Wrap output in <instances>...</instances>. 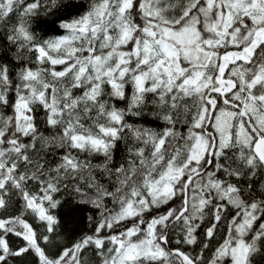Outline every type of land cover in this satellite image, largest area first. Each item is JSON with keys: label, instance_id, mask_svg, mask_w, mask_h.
Here are the masks:
<instances>
[{"label": "snow or ice", "instance_id": "obj_1", "mask_svg": "<svg viewBox=\"0 0 264 264\" xmlns=\"http://www.w3.org/2000/svg\"><path fill=\"white\" fill-rule=\"evenodd\" d=\"M67 6L0 0V264H264V0H87L39 37ZM62 192L95 212L71 243Z\"/></svg>", "mask_w": 264, "mask_h": 264}, {"label": "trees", "instance_id": "obj_2", "mask_svg": "<svg viewBox=\"0 0 264 264\" xmlns=\"http://www.w3.org/2000/svg\"><path fill=\"white\" fill-rule=\"evenodd\" d=\"M61 3H67V7H61L54 14L40 17L32 21V28L39 37L49 38L63 34L59 28L60 20L70 19L84 11L87 0H61ZM7 33L0 28V62L8 63L15 58V48L6 40ZM145 127H156L157 122L151 118L143 121ZM125 157L124 145L121 144L116 153V160L122 162ZM61 200L57 209L53 210L54 215L59 220L58 231L61 233V240L71 243L85 233H90L91 229L88 224V216L95 215L94 210L86 204L78 202L77 198L60 193L56 197ZM10 245L15 248L22 242L15 238L9 237ZM175 246V245H173ZM198 250L199 245L195 246ZM185 250H190L187 246ZM9 264H35V257L29 254L25 257H19L9 260Z\"/></svg>", "mask_w": 264, "mask_h": 264}]
</instances>
